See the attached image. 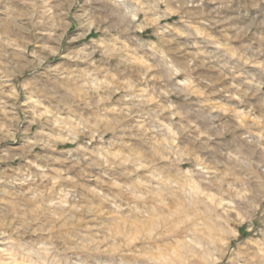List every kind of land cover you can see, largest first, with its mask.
Returning a JSON list of instances; mask_svg holds the SVG:
<instances>
[{"label":"clouds","instance_id":"1","mask_svg":"<svg viewBox=\"0 0 264 264\" xmlns=\"http://www.w3.org/2000/svg\"><path fill=\"white\" fill-rule=\"evenodd\" d=\"M0 264H264V0H0Z\"/></svg>","mask_w":264,"mask_h":264}]
</instances>
